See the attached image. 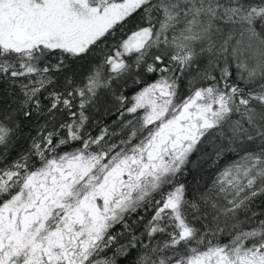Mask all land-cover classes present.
<instances>
[{
  "label": "snow or ice",
  "instance_id": "snow-or-ice-1",
  "mask_svg": "<svg viewBox=\"0 0 264 264\" xmlns=\"http://www.w3.org/2000/svg\"><path fill=\"white\" fill-rule=\"evenodd\" d=\"M0 264H264V0H0Z\"/></svg>",
  "mask_w": 264,
  "mask_h": 264
}]
</instances>
